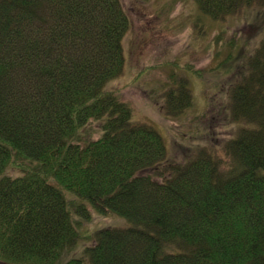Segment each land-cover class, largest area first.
<instances>
[{
  "label": "trees",
  "instance_id": "obj_1",
  "mask_svg": "<svg viewBox=\"0 0 264 264\" xmlns=\"http://www.w3.org/2000/svg\"><path fill=\"white\" fill-rule=\"evenodd\" d=\"M195 1L213 19L264 7ZM131 24L122 0H0V264H264V40L227 93L223 122L243 124L227 159L201 143L159 180L164 137L106 90ZM92 121L103 134L83 142ZM95 211L129 226L64 260Z\"/></svg>",
  "mask_w": 264,
  "mask_h": 264
},
{
  "label": "rangeland",
  "instance_id": "obj_2",
  "mask_svg": "<svg viewBox=\"0 0 264 264\" xmlns=\"http://www.w3.org/2000/svg\"><path fill=\"white\" fill-rule=\"evenodd\" d=\"M122 2L132 23L123 42L125 68L106 90L130 106L136 125L151 126L164 137L167 162L159 167L162 172L156 169L150 174L163 179L169 174L164 170L167 163H183L201 143L227 159L221 145L243 125L223 122L227 93L239 79L242 56L264 40V7L258 2L224 19H213L195 0ZM174 90L186 92L178 95L181 98H169ZM172 103L180 113L166 109ZM101 126V121H92L81 131L82 141L99 139ZM18 169L10 168L9 175H20ZM93 216L92 221L81 222V236L129 226L114 213L95 211ZM86 236L64 260L84 254L92 244Z\"/></svg>",
  "mask_w": 264,
  "mask_h": 264
}]
</instances>
